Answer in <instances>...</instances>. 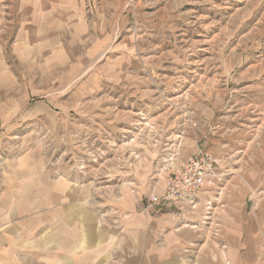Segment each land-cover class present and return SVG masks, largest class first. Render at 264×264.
<instances>
[{
    "label": "rangeland",
    "instance_id": "374dc122",
    "mask_svg": "<svg viewBox=\"0 0 264 264\" xmlns=\"http://www.w3.org/2000/svg\"><path fill=\"white\" fill-rule=\"evenodd\" d=\"M126 4L138 66L132 81L121 74L115 97L98 92L112 89L106 77L97 80L101 65L61 82L62 74L5 60L13 75H0V264H49V240L57 238L51 236L50 210L68 200L60 188L74 190L72 199L93 212L100 231L109 219L119 226L128 220L124 209L130 204L142 214L161 211L147 206L160 177L144 174L168 175L176 168L182 141L196 121L206 142L200 148L216 137L232 146L243 141L247 154L246 161H222L218 177L199 196L205 225L189 221L186 227L206 230L212 222L216 229L213 206L221 202L230 168L264 172V0ZM135 86L140 89L130 95ZM82 90H92L91 98L74 97ZM90 103L89 113L72 109ZM51 184L57 192L53 201ZM257 193L249 194L247 205ZM63 233L65 227L58 228L57 236ZM40 236L41 256L34 255Z\"/></svg>",
    "mask_w": 264,
    "mask_h": 264
},
{
    "label": "crops",
    "instance_id": "0c3cea01",
    "mask_svg": "<svg viewBox=\"0 0 264 264\" xmlns=\"http://www.w3.org/2000/svg\"><path fill=\"white\" fill-rule=\"evenodd\" d=\"M126 3L127 0H0V75H13L5 61L11 58L18 64L35 66L39 73L62 74L57 78L61 82L73 81L88 67V71L95 66L98 70L101 65L97 80L101 82L106 77L105 84L112 89L98 92L103 98L117 96L120 91L114 90V85L122 79L121 74H126L129 81L134 80L131 71L138 66L133 55L136 34L129 28L132 24ZM122 61L126 64L120 69ZM132 88L130 95L140 89ZM91 91L75 92L74 97H79V93L84 97L87 93L91 98ZM75 106L85 113L92 108L91 103L76 104L72 109ZM103 106L106 109L103 104L99 109ZM194 124L195 128L188 132L191 136L187 140L185 136L182 141L179 164L174 169L200 151L219 158L220 166L232 157L246 161L247 149L240 147L245 144L243 141L232 146L223 138L209 137V146L200 148L206 142L198 136L197 121ZM235 171L238 170L230 168L225 172L221 202L213 206L215 230L212 222L206 230L202 226L197 230L186 227L189 221L205 225V203L201 198L192 217L183 219L173 209L142 214L133 211L130 204L124 209L130 215L128 220L119 226L109 219L112 223L108 221L100 231L93 212L72 199L77 196H73L74 190L60 188L68 200L58 199L59 203L50 210V232L57 238L49 240V264H264V172ZM167 176L161 172L144 174L146 178L160 177L151 195L163 193ZM53 187L51 184V201L57 196ZM254 192L258 195L249 206L246 200ZM62 227L65 233L58 237V228ZM41 241L42 236L40 242L34 241V255L41 256Z\"/></svg>",
    "mask_w": 264,
    "mask_h": 264
},
{
    "label": "built area",
    "instance_id": "2783aa9c",
    "mask_svg": "<svg viewBox=\"0 0 264 264\" xmlns=\"http://www.w3.org/2000/svg\"><path fill=\"white\" fill-rule=\"evenodd\" d=\"M220 161L206 152H197L166 178L161 195L148 198V208H169L179 215L193 214L199 196L206 185H211L219 175Z\"/></svg>",
    "mask_w": 264,
    "mask_h": 264
}]
</instances>
